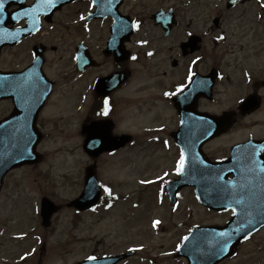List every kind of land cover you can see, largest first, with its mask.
I'll use <instances>...</instances> for the list:
<instances>
[{
	"label": "flooded vegetation",
	"instance_id": "1",
	"mask_svg": "<svg viewBox=\"0 0 264 264\" xmlns=\"http://www.w3.org/2000/svg\"><path fill=\"white\" fill-rule=\"evenodd\" d=\"M205 1L95 0L93 5V0H72L53 15L51 23H43L35 35L5 46L0 56L3 63L10 56L11 67L6 71H25L36 51L42 55L43 84L39 86L33 75L15 82V98L21 104L46 98L34 124L42 140L51 139L53 128H59L58 123L53 126L57 119L65 120L61 114L56 117L49 111V106L74 104L79 117L78 132L84 129L86 136L95 123L94 129L101 135L94 141L98 147L114 144L121 152L130 145L134 148L137 144H170L179 154L173 135L182 116H186L185 122L190 119L197 125L199 119L192 118L196 112L209 114L213 119V114L221 116L226 112L217 113L213 111L215 107L237 105L253 95L264 101L260 75L264 48H258L259 44H253L250 38L252 31L257 32V24L253 27L250 23L243 33L241 16L230 13L240 8L245 11L253 1L236 7L228 0H212L215 4L203 5ZM66 9L72 11L67 15L72 17L71 22L58 18ZM158 13L171 25H156L154 15ZM81 16L86 18L82 20ZM133 23H138L139 28H133ZM24 25L19 22L14 28ZM57 32H61V44L51 41L50 35ZM190 70L195 73L192 82L199 78L208 98H196L186 91L192 84L188 83ZM185 84L188 86L178 93L177 88ZM49 86L45 97L43 90L48 91ZM166 92L176 94L165 96ZM105 99L109 101L107 115L103 114ZM12 101L0 102L5 111L0 118L13 112ZM232 114V123L245 118ZM32 115L28 119L32 120ZM148 132L154 137H147ZM121 136H129V141L122 139L120 144ZM103 157L97 158L98 166Z\"/></svg>",
	"mask_w": 264,
	"mask_h": 264
},
{
	"label": "rangeland",
	"instance_id": "2",
	"mask_svg": "<svg viewBox=\"0 0 264 264\" xmlns=\"http://www.w3.org/2000/svg\"><path fill=\"white\" fill-rule=\"evenodd\" d=\"M264 1V0H263ZM203 5L215 4L212 0L202 2ZM222 5V4H221ZM260 10L254 3L249 6L244 12L243 8L238 9L236 12H230L235 17L241 16V22L249 25L250 23L258 25V39L264 37V12L263 18L256 21L257 13ZM72 13L70 9H66L58 16L59 19L72 21V17L68 18L67 15ZM245 16V17H243ZM254 30V28H253ZM253 33V38L257 35ZM52 42L61 44V32H57L55 36L50 35ZM261 42V41H260ZM64 50V49H62ZM10 56L8 57V60ZM9 65L6 62L1 63L0 66ZM261 66V65H260ZM262 67V66H261ZM1 68V67H0ZM139 71V69H136ZM157 92V90H156ZM229 104L223 105L218 110L228 109ZM163 107L160 111L163 112ZM51 111L56 115L60 109L53 106ZM5 111L0 107V115H4ZM76 113H74V116ZM248 122L251 126L254 120ZM246 123L241 127L234 129V133L224 136L219 141L212 143L206 151L212 157L223 156L227 148L234 144V142L243 141L249 132L255 134H262L263 130L254 129L243 130ZM72 128L71 135H68V130H53V136L43 147L40 146L39 151L46 150V152H54L55 156L47 162L41 163L37 170L20 169V171L13 172L9 179H6L5 188L0 198V218L4 215L5 211L10 219V213L16 217L15 222H24L19 224L18 227L24 224L28 225L27 217L37 228V233L44 237V244L40 248L37 247L35 255L37 259L40 257L42 260L49 259L48 264H76L89 253L100 254H114L121 253L132 247L139 251L140 256L150 255H163L164 252L173 249L174 243L178 240L179 236L184 234L186 227L191 224H215L226 220V216L213 214L205 211L204 209L193 204L191 193L183 191L181 196V204L176 207V210L170 211L166 204L160 207L156 206L154 200L160 198L159 194H152L154 190H142L141 185L135 184L132 186V180L147 179L146 174H149L154 168L160 172L165 168H170L171 162L169 154L162 151V148L149 146V149H144V146H135L128 148L126 151L116 153L114 156H105L102 158L101 165L99 166V176L104 183L113 184L122 182L123 187H118L115 192L119 195H127L128 200H119L116 206L108 212L92 215L90 213L79 215L75 214L71 209L63 207L59 211L51 223V228L43 230L40 226V220L37 216L34 219L31 212V205L33 202L40 200L44 194L53 202L58 204H65L66 202L75 199L82 189L84 178V168L89 164L85 156L80 152L79 155L73 151L78 150L82 138L78 136L75 128ZM227 146V147H226ZM45 152V151H43ZM149 154H154L156 157H151ZM73 156L75 158H73ZM162 156V158H161ZM150 157V158H149ZM149 159V161H148ZM148 161L145 168L142 165ZM146 171V172H145ZM138 175V176H133ZM165 179L164 182L171 181ZM130 180V181H125ZM125 186V187H124ZM159 192L162 189V183L156 186ZM158 192V193H159ZM128 195L131 199L129 200ZM154 196V197H153ZM152 197V198H151ZM139 199V207L136 209L131 204ZM152 202H151V201ZM151 202V204H150ZM99 212V211H98ZM161 221L160 233L152 231L151 223L154 221ZM3 227L2 225L0 228ZM24 228V226H23ZM14 229L13 233H23L26 229ZM158 231V230H157ZM152 232V234H151ZM9 230L2 234L0 239V264L9 262L12 264L13 259H16L24 251H28V246L36 245L30 239L26 247H22V241L19 244L6 239ZM77 237L73 238L71 234ZM77 238V239H76ZM79 238V239H78ZM35 240V239H34ZM81 241V242H80ZM35 243V244H34ZM97 247V250H95ZM28 250H24V249ZM159 258V257H157ZM40 260V259H39ZM54 261L50 263V261ZM168 261V258H166ZM160 260H158L159 262ZM178 264H183L180 261ZM176 263V264H177ZM26 264H38L32 258ZM175 264V263H174ZM228 264H264V230L259 233L248 244L239 248L238 255L235 261H230Z\"/></svg>",
	"mask_w": 264,
	"mask_h": 264
},
{
	"label": "snow or ice",
	"instance_id": "3",
	"mask_svg": "<svg viewBox=\"0 0 264 264\" xmlns=\"http://www.w3.org/2000/svg\"><path fill=\"white\" fill-rule=\"evenodd\" d=\"M232 3L235 4L236 3V0H232ZM95 4V0H93V5ZM43 9L45 10V12H47V10L49 9H52V8H55L56 7V0H42V5ZM4 8V5L2 2H0V10H3ZM36 9H31L29 11H26V12H22L20 13V15L22 16H29L31 15L32 12H35ZM82 20L85 19L86 17L84 16H81L80 17ZM0 23H2V21H0ZM39 24V20L38 19H34L33 21V27L36 29V31H39V28L37 27V25ZM133 28H136L138 29L139 28V24L138 23H133L132 25ZM220 39H223V37H220ZM149 55H152V53H149ZM133 59H136V57H133ZM195 63V61L193 62ZM195 75V73H193L191 70L189 71V74H188V83L190 84L192 82V77ZM188 85L185 84V85H182L180 87L177 88V92H182L183 89L185 87H187ZM176 93H169V92H166L164 93L165 96H171V95H175ZM104 109H103V114L104 115H107L108 114V111H109V101L107 99L104 100ZM183 123V121H182ZM256 151L253 150L249 156V159L251 160V162L255 165L256 164V161L254 159V157L256 156ZM186 155H185V152L183 149H181L180 153H179V159L178 161L176 162V165H175V174L177 176H180V175H183L184 174V170H185V165H186ZM201 164H203V161H199ZM255 170V169H253ZM259 172L260 173H264V166H260L258 168ZM168 175V173H164V176H161V177H158V180L160 181H163L165 179V177ZM217 179H222L221 177H217ZM141 183H155V181H141ZM102 189H103V194L107 197H112V191L111 189H109L108 187H105L103 185L100 186ZM224 190V189H222ZM161 192H163V188L161 189ZM237 204H241L242 201L241 200H236L235 201ZM111 205H109L110 207ZM232 213L233 215H236V211L235 209H232ZM161 223V221L159 220H156L153 222V227H156L157 225H159ZM249 224L252 223V221H248ZM244 227V225L241 226V229ZM241 229H236L235 231L236 232H239L241 231ZM216 236L219 238L217 240V245H218V250L219 252H225L228 247H229V240L231 238V233H228V232H219L216 234ZM244 240H249L251 238L250 234L249 233H245L244 235ZM189 240V237L188 236H184L183 237V241H188ZM179 248V246H177ZM134 251V249H133ZM25 257H21V259H24ZM88 260H92L94 261L96 259V257L94 256H89L87 258Z\"/></svg>",
	"mask_w": 264,
	"mask_h": 264
},
{
	"label": "water",
	"instance_id": "4",
	"mask_svg": "<svg viewBox=\"0 0 264 264\" xmlns=\"http://www.w3.org/2000/svg\"><path fill=\"white\" fill-rule=\"evenodd\" d=\"M215 172L213 171H208L206 173H203L202 175H198V183L203 187L205 184H209L211 182L214 181L215 179V175H214ZM87 183L86 184V193H88V190H89V184L91 185H94L95 184V181H94V178L92 177H89L88 179H86ZM236 185H238L239 187H236V188H228L225 190L224 193L222 194H212V193H208V192H204V193H199L198 194V197H200V200L202 203H205L208 207L210 208H213L214 210H222L224 209V207L222 205H219L221 204V202H228V205L227 206H232V204H235L236 200H241L242 203H245L246 202V199H240L239 198V191H240V186H243L241 185L240 183H237ZM200 186V187H201ZM216 188H220L219 185H215ZM91 193L95 194L96 193V190H93V191H90ZM88 200V201H86ZM83 204H85L86 202H89L90 201V193L88 196L86 197H83L81 200H80ZM240 206V205H239ZM241 209H243V206H240ZM237 211H241L239 209H237ZM51 211L49 210L48 214L50 213ZM261 221V220H259ZM259 223V222H257ZM255 223V224H257ZM254 224V225H255ZM251 226H249L248 228H250ZM194 247V245L192 246Z\"/></svg>",
	"mask_w": 264,
	"mask_h": 264
}]
</instances>
